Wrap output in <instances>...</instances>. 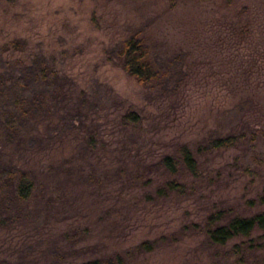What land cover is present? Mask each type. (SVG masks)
<instances>
[{"label":"rangeland","instance_id":"rangeland-1","mask_svg":"<svg viewBox=\"0 0 264 264\" xmlns=\"http://www.w3.org/2000/svg\"><path fill=\"white\" fill-rule=\"evenodd\" d=\"M137 32L168 72L163 88L139 83L111 52ZM16 37L24 49H5ZM35 57L67 97L12 139L0 117V160L38 174L26 200L2 201L11 192L0 190V264L117 251L124 263L110 264H264L234 250L242 237L223 245L207 233L219 209L264 210V0H0V70ZM128 110L140 119L126 122ZM231 132L244 135L209 143ZM183 144L198 168L177 174L183 190L162 192L169 175L152 163Z\"/></svg>","mask_w":264,"mask_h":264},{"label":"trees","instance_id":"trees-1","mask_svg":"<svg viewBox=\"0 0 264 264\" xmlns=\"http://www.w3.org/2000/svg\"><path fill=\"white\" fill-rule=\"evenodd\" d=\"M232 3L233 0H226ZM20 37L10 40L5 49L14 47V50H23L24 44ZM112 54L122 65L123 69L137 81L146 87H161L165 85L166 70L159 66L151 55L149 45L141 37L139 32L129 36L122 43L111 50ZM19 70L8 72L0 70V117L4 125L8 139L16 134L20 135L22 124L28 117H37L39 111L48 112L53 106L62 102V95L67 97V92L61 85V80L43 58H34L33 61L17 59ZM34 85V86H33ZM33 86V87H32ZM36 86V88H35ZM32 88L31 93L27 91ZM69 96V95H68ZM140 116L135 110L124 113L126 122H136ZM244 132L211 137L209 143L213 147L229 146L239 142ZM179 155L165 153L157 161L153 162L154 169H163L169 177L160 185L162 192L183 190L186 182L181 181L177 174L182 170L196 172L198 160L188 144L179 147ZM161 169V170H162ZM38 183V174L33 169L19 167L14 164H6L0 160V190L10 187L11 194L3 200L21 202L34 194ZM264 202V197L261 198ZM252 202H254L252 200ZM231 209H219L208 217L207 233L209 239L217 244H226L230 239L241 238L233 248L239 252L243 248L258 252L264 261V210L253 214L230 213ZM263 230L262 232H259ZM151 248V242L144 240L139 247ZM124 263V256L117 251L107 259L97 257L88 259L81 264H106Z\"/></svg>","mask_w":264,"mask_h":264}]
</instances>
